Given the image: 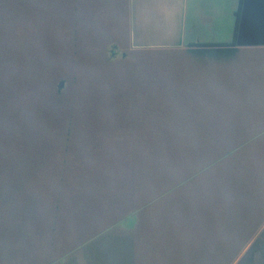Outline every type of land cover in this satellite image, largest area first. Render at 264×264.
Returning a JSON list of instances; mask_svg holds the SVG:
<instances>
[{
	"label": "rangeland",
	"instance_id": "1",
	"mask_svg": "<svg viewBox=\"0 0 264 264\" xmlns=\"http://www.w3.org/2000/svg\"><path fill=\"white\" fill-rule=\"evenodd\" d=\"M128 1L0 0V264H264V46L134 49Z\"/></svg>",
	"mask_w": 264,
	"mask_h": 264
},
{
	"label": "crops",
	"instance_id": "2",
	"mask_svg": "<svg viewBox=\"0 0 264 264\" xmlns=\"http://www.w3.org/2000/svg\"><path fill=\"white\" fill-rule=\"evenodd\" d=\"M128 3L134 49H176L192 52L195 57L223 58L236 55L241 48L223 47L233 40L240 0H129Z\"/></svg>",
	"mask_w": 264,
	"mask_h": 264
},
{
	"label": "trees",
	"instance_id": "3",
	"mask_svg": "<svg viewBox=\"0 0 264 264\" xmlns=\"http://www.w3.org/2000/svg\"><path fill=\"white\" fill-rule=\"evenodd\" d=\"M245 46H264V0H240L235 12L233 40L223 47Z\"/></svg>",
	"mask_w": 264,
	"mask_h": 264
}]
</instances>
